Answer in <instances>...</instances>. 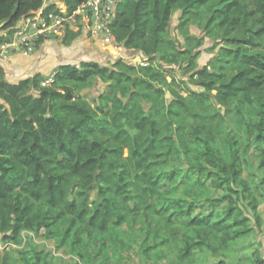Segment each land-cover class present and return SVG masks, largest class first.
Returning a JSON list of instances; mask_svg holds the SVG:
<instances>
[{
  "label": "trees",
  "instance_id": "obj_1",
  "mask_svg": "<svg viewBox=\"0 0 264 264\" xmlns=\"http://www.w3.org/2000/svg\"><path fill=\"white\" fill-rule=\"evenodd\" d=\"M60 1L70 12L86 0ZM46 2L58 11L0 0V43ZM111 31L146 65L62 64L47 85L40 73L10 82L0 66V264H50L12 247L33 235L74 264L129 251L141 264H225L263 223L264 0H122ZM98 81L91 102L82 91ZM250 153L258 183L243 175ZM246 259L264 264L257 248Z\"/></svg>",
  "mask_w": 264,
  "mask_h": 264
},
{
  "label": "built area",
  "instance_id": "obj_2",
  "mask_svg": "<svg viewBox=\"0 0 264 264\" xmlns=\"http://www.w3.org/2000/svg\"><path fill=\"white\" fill-rule=\"evenodd\" d=\"M121 1L86 0L70 12L62 2H58L56 3L57 12L44 13V7L48 3L46 2L42 7L33 11L32 15L22 17L16 22L9 38L0 43V58H5L13 52L30 54L41 40L62 39L70 31H80V36L100 41L108 45L110 49H116L118 44L114 42L111 24L116 18ZM125 59L128 64L146 65V57L141 52ZM53 74L48 75L42 85L49 84Z\"/></svg>",
  "mask_w": 264,
  "mask_h": 264
},
{
  "label": "rangeland",
  "instance_id": "obj_3",
  "mask_svg": "<svg viewBox=\"0 0 264 264\" xmlns=\"http://www.w3.org/2000/svg\"><path fill=\"white\" fill-rule=\"evenodd\" d=\"M177 13L172 17L171 19V25H170V35L172 37H178L177 30L175 25L177 24ZM190 32L192 34H196L197 36H203V32L200 31L196 26L190 27ZM181 40V38L179 37ZM212 44V41L208 38L204 39V44L201 46V55H199L198 59V65L201 66L204 63H206L209 58L212 56V54L206 52V48L209 47ZM122 46L118 44L116 46V49H113L110 54V58H107L106 60H103L102 58L97 59L96 61L100 64H112L119 58H125L128 57H134L139 52H135L132 55L126 56L121 50ZM135 60H132V62ZM136 63V61H135ZM133 65V64H130ZM104 89V85L98 81L94 84V86L87 88L83 90V95L93 102L97 95ZM249 165L245 169L243 175L247 177L249 180H252L253 183H258L260 180V171L256 167V160L254 156L250 153L248 157ZM264 192V188L262 189ZM241 206L244 208L245 214L251 216L250 211H248L246 208V202L240 203ZM258 212L261 215V218L263 220L262 226L260 229L255 227V233L252 234L250 237L245 239L242 243H239L236 246L237 251L228 254L227 261L225 264H249V261H247L246 258L250 256V253L253 249L257 248L261 255L264 258V199L259 198L258 202ZM252 223L254 224V218L252 217ZM34 247L35 249L39 250L46 258V260L50 264H74V261L77 259L71 254L68 253L63 247L58 248L55 247L52 240L45 239L41 236H32V238L29 241L23 242L22 244H13L12 247L14 249L19 250H28L29 248ZM220 260V257H210L207 261L203 262L202 264H217V262ZM116 260H113L110 262V264H141L140 256L137 252L129 251L125 254L123 258L120 259V262H115Z\"/></svg>",
  "mask_w": 264,
  "mask_h": 264
},
{
  "label": "crops",
  "instance_id": "obj_4",
  "mask_svg": "<svg viewBox=\"0 0 264 264\" xmlns=\"http://www.w3.org/2000/svg\"><path fill=\"white\" fill-rule=\"evenodd\" d=\"M5 32L0 28V36ZM111 51L113 49L108 45L85 36H79L69 44L63 43L61 39L49 38L39 43L30 54L13 52L5 58H0V66L4 69L8 81L17 82L35 73L47 77L62 64L77 65L80 61H96L99 58L106 60L110 58Z\"/></svg>",
  "mask_w": 264,
  "mask_h": 264
},
{
  "label": "water",
  "instance_id": "obj_5",
  "mask_svg": "<svg viewBox=\"0 0 264 264\" xmlns=\"http://www.w3.org/2000/svg\"><path fill=\"white\" fill-rule=\"evenodd\" d=\"M126 56H129V55H132L134 54L135 52H140L139 50L137 49H123L121 50ZM90 60H93V59H90ZM166 96L167 98L169 97V93H166Z\"/></svg>",
  "mask_w": 264,
  "mask_h": 264
}]
</instances>
